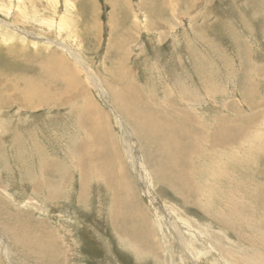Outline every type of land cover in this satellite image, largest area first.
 I'll use <instances>...</instances> for the list:
<instances>
[{
  "label": "rangeland",
  "instance_id": "374dc122",
  "mask_svg": "<svg viewBox=\"0 0 264 264\" xmlns=\"http://www.w3.org/2000/svg\"><path fill=\"white\" fill-rule=\"evenodd\" d=\"M193 257L264 264V0H0V264Z\"/></svg>",
  "mask_w": 264,
  "mask_h": 264
},
{
  "label": "bare ground",
  "instance_id": "6f19581e",
  "mask_svg": "<svg viewBox=\"0 0 264 264\" xmlns=\"http://www.w3.org/2000/svg\"><path fill=\"white\" fill-rule=\"evenodd\" d=\"M111 2V1H110ZM162 3V2H161ZM114 10V9H113ZM130 12V11H129ZM135 16V15H134ZM114 20V19H113ZM57 29V34L61 35L62 33V29L60 27L59 24H57L56 26ZM25 46V45H24ZM23 47V46H22ZM57 47L59 48H64L65 50H67L72 56H74L75 59H77L79 62L80 60L77 58L76 53H72L69 49V47L63 45L62 43L57 44ZM37 74V72H36ZM42 75V74H41ZM49 75V74H48ZM32 81H40L39 77L36 78H28L27 80L24 81V83H28L29 85H32ZM39 84V83H38ZM37 87V86H36ZM41 87V86H40ZM26 89V88H25ZM24 89V90H25ZM23 90V91H24ZM120 92V91H119ZM133 92V90H132ZM121 93V92H120ZM116 94V93H115ZM22 95V94H21ZM125 95V94H124ZM122 96V95H119ZM130 96V95H129ZM133 96V95H132ZM132 96H130V99H132ZM18 97V96H17ZM123 97V96H122ZM119 98V97H118ZM127 98V96H126ZM122 99V98H121ZM126 100V99H125ZM18 101V100H17ZM21 105H24L23 101H20ZM127 105V104H126ZM128 106V105H127ZM189 118V117H188ZM188 122V121H187ZM91 123V122H90ZM186 123V122H185ZM190 123V122H189ZM136 127H139L140 130L145 133V135L150 139V141L152 143L154 142H159L160 140H164V143H159L157 146L158 152L160 153V159L159 160H163L164 162L169 164V169L164 171L170 176L172 182L175 184H177V188L186 193L188 196L191 192V189L185 190L187 187L192 186L193 184H191V180H190V173H186V171L184 172V169H182L181 165L183 167H186L189 164V161L191 160L190 156L195 155H201L202 156V151L199 149L200 147L197 145H189V143L185 142L182 143L180 141H178L177 139L173 138L171 135L167 134V127H165V124L159 123L156 119H152L150 123L146 122V115H143L142 113L138 114V121H136ZM91 125V124H90ZM88 125V126H90ZM92 126V125H91ZM90 126V127H91ZM94 126V125H93ZM95 127V126H94ZM168 127H170V125H168ZM90 129V128H89ZM218 130V129H216ZM216 130L211 133L213 134V136L210 137V141L211 143L215 144V146H218V134L216 132ZM216 133V134H215ZM91 134V133H90ZM94 134V133H92ZM210 134V135H211ZM205 136H202V138H204ZM195 148L194 150H196V152H194V150H192V148ZM189 148L190 150L186 151V149ZM250 149V148H249ZM251 151V150H250ZM254 151V150H253ZM198 153V154H197ZM248 153H252V152H248ZM250 155V154H249ZM190 157V158H189ZM186 162V164H185ZM192 163V161H190ZM179 166L181 169H179ZM191 166V165H190ZM190 169V168H189ZM222 172V171H220ZM219 172V173H220ZM213 176H215L213 174ZM116 198V197H115ZM114 198V199H115ZM121 200V199H120ZM115 202V201H114ZM120 202V201H119ZM118 204V202H117ZM115 209V208H114ZM122 209V208H121ZM120 210V209H119ZM116 211V210H115ZM124 211V210H123ZM121 212V211H120ZM117 213V212H116ZM122 213V212H121ZM131 220V218H130ZM124 232V231H123ZM181 245L186 253V256L191 257L193 255L192 252H190V245L188 244L187 241H183L181 240ZM194 260H197L196 262H194L192 259L190 260V262H192V264H198V261L201 262V259L199 257L194 258ZM235 259V258H234ZM236 260V259H235Z\"/></svg>",
  "mask_w": 264,
  "mask_h": 264
}]
</instances>
